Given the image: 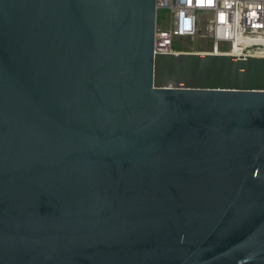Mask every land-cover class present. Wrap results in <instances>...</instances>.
<instances>
[{
    "label": "water",
    "instance_id": "obj_1",
    "mask_svg": "<svg viewBox=\"0 0 264 264\" xmlns=\"http://www.w3.org/2000/svg\"><path fill=\"white\" fill-rule=\"evenodd\" d=\"M155 27V0H0V264H264V56Z\"/></svg>",
    "mask_w": 264,
    "mask_h": 264
},
{
    "label": "built area",
    "instance_id": "obj_2",
    "mask_svg": "<svg viewBox=\"0 0 264 264\" xmlns=\"http://www.w3.org/2000/svg\"><path fill=\"white\" fill-rule=\"evenodd\" d=\"M158 9L167 10L166 27L154 32V53L182 52L177 38L209 39L216 54L238 58L264 56V0H155Z\"/></svg>",
    "mask_w": 264,
    "mask_h": 264
},
{
    "label": "rangeland",
    "instance_id": "obj_3",
    "mask_svg": "<svg viewBox=\"0 0 264 264\" xmlns=\"http://www.w3.org/2000/svg\"><path fill=\"white\" fill-rule=\"evenodd\" d=\"M167 10L158 9L156 14V24L158 27H166ZM202 30L195 37L177 38L174 47L182 52H209L211 49V41L202 37Z\"/></svg>",
    "mask_w": 264,
    "mask_h": 264
}]
</instances>
